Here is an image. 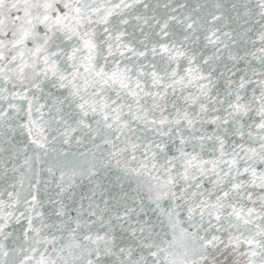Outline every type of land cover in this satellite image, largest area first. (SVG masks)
<instances>
[{
    "label": "snow or ice",
    "instance_id": "6c2138e0",
    "mask_svg": "<svg viewBox=\"0 0 264 264\" xmlns=\"http://www.w3.org/2000/svg\"><path fill=\"white\" fill-rule=\"evenodd\" d=\"M0 264H264V0H0Z\"/></svg>",
    "mask_w": 264,
    "mask_h": 264
}]
</instances>
